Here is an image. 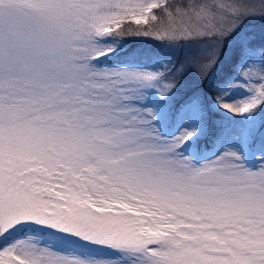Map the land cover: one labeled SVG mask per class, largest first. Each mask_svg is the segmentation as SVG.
Returning a JSON list of instances; mask_svg holds the SVG:
<instances>
[{
  "label": "snow or ice",
  "instance_id": "obj_1",
  "mask_svg": "<svg viewBox=\"0 0 264 264\" xmlns=\"http://www.w3.org/2000/svg\"><path fill=\"white\" fill-rule=\"evenodd\" d=\"M255 15L264 0H0V264H264V142L255 168L232 150L197 164L182 149L199 127L166 137L156 125L230 38L247 60L216 106L264 111V48L235 38ZM125 37L204 51L156 70L100 65ZM235 88L247 96L229 101Z\"/></svg>",
  "mask_w": 264,
  "mask_h": 264
},
{
  "label": "rangeland",
  "instance_id": "obj_2",
  "mask_svg": "<svg viewBox=\"0 0 264 264\" xmlns=\"http://www.w3.org/2000/svg\"><path fill=\"white\" fill-rule=\"evenodd\" d=\"M248 18V17H247ZM244 23V20H243ZM240 25L239 29L235 33V38H239L240 36L249 37V33L247 31L248 24ZM157 46L152 47L150 45H146L152 47L154 50V54L157 56L156 60L158 63L156 65L151 64H137V63H109L106 60L99 61L100 65H107L109 67H119V66H141L147 67L152 70H156L161 67L162 61H172L180 62L185 59V57L189 55H199L202 54L204 49L201 46V42L192 41L186 44H183L179 47H172L162 44L158 41L155 42ZM120 48V47H119ZM254 50L259 49L252 47ZM234 49L233 39L230 38L229 42L226 45L224 54L221 56L218 61L216 67L211 73L207 82H202L194 70H189L181 79L177 88L174 90L172 96L166 104V108L169 110V116L159 118L156 121V125L159 128L160 132L166 136L171 137L177 135L179 131L184 127H199L200 132L198 136H202L207 129V123L202 117V113L205 112L206 106H211L214 110H218L224 118H228L231 122L223 127L216 137L214 138L210 147H205L200 145V140L196 137L193 142H189L182 151L186 155H190L194 161L199 164L202 161H211L216 156L220 155L225 150H232L238 152L244 159V163L251 168H255L260 162L255 159V154L262 151L261 142H264V127L260 128V131L256 133V146L250 147L248 145L249 139V131L250 125L254 122V124L260 125V117H255L254 121L250 120L248 117H237L232 115L231 113L224 111L216 106L215 96L222 88H227L228 84L231 81H235L239 79L238 76V68L237 64H243L246 62L247 57L243 60L239 58L235 70L227 79L224 81L213 85L212 89H206V85L210 84L213 73L216 69H218L221 60L226 58ZM253 56H258L259 52L254 51L252 53ZM200 83V84H198ZM194 86L195 91L199 93V95H195L194 93L190 96V98H186L182 100V94L186 91L187 88ZM220 86V87H218ZM206 93V94H204ZM201 95V96H200ZM203 96V101H200L199 98ZM247 96V92L242 88L232 89L230 95L227 97L229 101L240 100ZM193 98H198L199 106L193 111L192 109H186L185 106L191 104ZM178 102V104H177ZM151 104H157L155 93L152 94V98L149 101ZM179 114V115H177ZM223 118V119H224ZM28 231L39 232L38 229L32 228L28 229ZM25 234L24 230L18 231L14 235L23 236ZM57 247L63 248L62 244H57ZM68 250V249H64ZM71 250L80 252L81 254H85L88 252H92V250L87 249L79 244H74L71 246ZM95 255H114L113 253L107 252H93Z\"/></svg>",
  "mask_w": 264,
  "mask_h": 264
},
{
  "label": "trees",
  "instance_id": "obj_3",
  "mask_svg": "<svg viewBox=\"0 0 264 264\" xmlns=\"http://www.w3.org/2000/svg\"><path fill=\"white\" fill-rule=\"evenodd\" d=\"M250 2L255 4L257 8L260 7V0H250ZM245 24H248L247 31L249 33V38H251L252 47L259 49L264 48V15L249 16L248 18L244 19L243 25ZM155 42L156 40H152L146 37H125L123 42L120 44V48L118 52L115 54H110L108 57L102 58V60H106L109 63L130 62L137 64L156 65L158 63V61L156 60L157 56L154 54V50L152 48V47L155 48V46H157ZM146 45H150L152 47ZM239 58H240L239 54L235 51V49H233L232 52L226 58L221 60L218 69H216L213 73V76L211 78L212 82L206 85V89L213 90L214 89L213 85L224 81L230 75H232ZM194 86L195 85L186 89V91L182 94V100L188 97L190 98V96L193 93L195 95H199V93L194 92L195 91ZM199 100L203 101L204 100L203 96L200 97ZM257 116L261 118L259 121L260 125L254 124L253 122L250 125L248 131L250 129L264 125V111H262ZM202 117L208 126L207 129L205 130V133L197 138L200 140V145L205 147H210L218 132L223 127L228 125L231 122V120H229L228 118H224V116L221 115V113L218 110H214L209 105L206 106V110L205 112L202 113Z\"/></svg>",
  "mask_w": 264,
  "mask_h": 264
}]
</instances>
